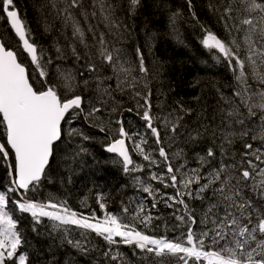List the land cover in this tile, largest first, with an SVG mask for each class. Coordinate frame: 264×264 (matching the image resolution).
<instances>
[{"label":"snow or ice","instance_id":"snow-or-ice-1","mask_svg":"<svg viewBox=\"0 0 264 264\" xmlns=\"http://www.w3.org/2000/svg\"><path fill=\"white\" fill-rule=\"evenodd\" d=\"M97 3L108 26L118 27L112 20L110 6L104 0ZM139 3L140 0H129L132 10ZM51 7L64 24L72 28L73 36L87 47L84 29L73 12L82 8L81 0H62V3L52 0ZM93 7L92 15L96 16L95 5ZM0 15L6 18L19 42L18 49L0 42V136L6 141L0 143V163L7 165L10 178L7 187L0 188V264H31L29 254L22 250L26 241L19 229L17 211L31 216L34 231L35 225L43 223L44 219L53 222L54 229L65 233L67 243L85 254L90 251L89 247L82 240L68 238V226L81 230L84 240L89 233L101 238L108 246L103 252L107 264H131L119 251L120 245L132 247V255L143 257L146 264H172L171 258L177 264H264V90H249L246 71V67L250 68L253 76L264 84V71H260L264 66V0H228L220 19L229 35L235 32L237 36L225 41L205 30L201 38L205 49L219 53L232 68L243 89L234 96L239 97L248 117H256L255 110H260L261 124L258 131L252 129L251 123L243 118L244 112L232 106V100H226L230 109L223 110L220 123L211 130L216 147L209 146L203 154H194L198 167L189 165L184 148L177 147L174 152L170 148L181 136L183 117L173 118L172 113L154 114L151 90L147 93L136 90L140 81L147 88L145 78L149 75L141 49L136 50L139 64L133 67L124 59L122 50L110 45L101 34L95 37V51L90 53L86 65L88 75L80 72L82 79L78 80L72 70H62L53 82L48 71L52 61L44 59L43 50L31 38L14 0H0ZM83 15L87 17L88 13L85 11ZM172 19L175 22V15ZM241 33L242 42L238 39ZM57 53L60 58L61 49L57 48ZM72 54L77 60L81 59L75 47ZM22 55L30 60L33 72L38 73L35 80L39 87L32 82ZM106 67L114 74L115 88L109 83L113 76L107 74ZM134 72L140 76L133 75ZM129 89L133 90L130 98H138L137 109H142L137 114L144 122L145 133L134 134L140 137V143L126 130L122 115L117 117L122 101L115 93L129 95ZM85 91H88L87 97L83 94ZM86 99L87 109L84 107ZM79 115L108 135L110 143L105 145V151L118 158L113 162L120 164L125 175L144 172L147 168L149 181L174 189L173 194L162 193L151 182L133 176L137 191L144 194L142 199L152 198L151 208L158 206L157 196H160L167 207L174 209L176 227L181 229L179 235L152 236L138 230L137 223L147 227L153 220L141 201H135V208L131 204L124 206L121 216L106 211L105 197L101 193L96 202L105 215L99 218L95 211L86 216L55 197H49L46 202L28 198L27 194L37 191L43 179L51 180L47 169L51 167L57 147L64 142L63 126L71 124ZM237 124L241 126L239 129ZM207 131L206 126L204 132L199 129L187 132L185 143H197ZM73 135L91 139L74 128L69 131V136ZM165 135L169 136L168 146ZM249 138L259 139L261 146L250 143ZM129 142L134 145L131 151H135L144 164L134 160ZM237 142L242 144L238 154L230 150ZM78 147L73 159L87 151ZM153 167L159 171H153ZM17 196L19 199H15ZM188 200L201 201L199 211L194 205L190 206Z\"/></svg>","mask_w":264,"mask_h":264},{"label":"trees","instance_id":"trees-1","mask_svg":"<svg viewBox=\"0 0 264 264\" xmlns=\"http://www.w3.org/2000/svg\"><path fill=\"white\" fill-rule=\"evenodd\" d=\"M59 2L62 3V0ZM104 2L110 6L112 20L118 27L111 28L103 20L97 0H81L82 8L73 10L85 32L84 39L88 45L85 47L78 37L73 36L72 28L66 26L57 16L56 9L51 7L52 0H14L15 6L30 30L31 38L43 50L44 59L50 58L52 61L48 65L50 80L55 82L59 72L68 69L77 74L78 80L82 79L79 76L80 72L88 75L86 65L91 58L90 53L95 51V37L104 34L110 45L122 50L124 59L133 67L139 64L137 48L142 50L149 75L145 78L147 88L144 82L140 81L136 90L145 93L151 90L155 114L167 116L172 113L173 118L183 117L180 121L181 136L177 138L173 150L177 147L184 148L190 166L198 167L195 163L196 152L203 154L207 147H216L212 142L211 130L220 123L223 110L230 109L226 100H232L234 102L232 106H238L244 112L243 118L246 123H251L252 129L259 130L260 110L258 109L256 117L247 116V109L240 104L239 97L234 96L236 91L243 89L237 82L232 68L219 53L205 49L201 43L205 30L211 31L225 41L237 36L235 32L230 36L223 20L220 19L228 0H140L134 10L130 8L129 0H104ZM94 5L96 16L92 15ZM85 11L88 13L87 17L83 15ZM174 15L175 22L172 19ZM90 28L94 31H89ZM0 39L9 48H19L17 38L2 15H0ZM238 39L243 41L242 33L238 35ZM73 47L77 49L81 59L77 60L73 56ZM57 48L61 49L60 58H57ZM213 57L218 61V65L211 64L210 60ZM21 58L29 66L32 82L39 87V83L35 80L38 73L33 72L30 60L23 55ZM250 70L246 67L249 90H264V84L260 83ZM105 71L109 76H113L109 83L115 88L116 80L112 70L106 67ZM260 71H264V66ZM133 75L140 76L138 72H134ZM61 91L63 92V89ZM132 91V89L128 90L129 95L115 93L116 98L122 101L118 118L121 115L132 116L131 112L134 113L137 108L135 106L138 98H130ZM83 94L87 97L88 91ZM84 107L85 109L89 107L87 99ZM129 108L132 109L131 112L127 111ZM186 109L191 111H184ZM135 115L138 118L134 119L143 124L136 112ZM73 125L77 126L74 127L77 132H82L91 139L83 140L78 135L70 137L67 130L68 123H65L64 142L57 147L51 167L47 169V177L51 180L48 178L42 180L39 198L36 192H29L28 198L46 202L49 197H55L58 202L66 201L67 206L78 213L87 216L95 211L98 217H102L104 212L100 211L96 201L97 196L103 193L106 211L121 213L128 197L135 192V188L130 183L129 175L122 172L120 164L113 162L117 159L103 151V146L109 141L108 135L92 126L83 115L77 116ZM206 126L208 131L197 143H185L187 132L193 129L204 132ZM236 127L239 129L241 126L237 124ZM161 131L163 134L164 129ZM141 132L144 134L145 129ZM148 138L151 140L150 133ZM5 142L0 136V143ZM249 142L257 147L261 146L259 139L252 141L249 138ZM78 146H82L87 151L78 155L79 158L73 159L74 153L79 151ZM241 149L242 144L237 142L230 150L238 154ZM109 162L114 163L115 167ZM9 182L7 165L0 163V188H6ZM15 199H19V196ZM188 203L199 211L201 201L188 200ZM158 213V218L151 228H141L137 223L138 229L153 236H163L165 230L170 229L171 223L167 218L166 208L161 206ZM16 218L19 220V229L26 241L22 250L29 254L31 264H107L103 252L108 246L94 234L89 233L88 239L84 240L80 234L81 230L68 226L70 232L68 238L82 240L89 247L90 251L85 254L69 245L65 233L54 229L53 222L44 219L43 223L35 225L36 231H34L30 215L20 214L17 211ZM171 219H175V216ZM119 251L131 264H146L143 257L132 255L133 249L130 246L120 245Z\"/></svg>","mask_w":264,"mask_h":264},{"label":"rangeland","instance_id":"rangeland-1","mask_svg":"<svg viewBox=\"0 0 264 264\" xmlns=\"http://www.w3.org/2000/svg\"><path fill=\"white\" fill-rule=\"evenodd\" d=\"M131 118V117H125L124 118V121L125 122H128V119ZM77 119V116H75L73 118V121L71 124H68V127H67V130L70 131L71 129H73V122L75 123V120ZM144 129L143 125L141 126V130ZM163 128H161L162 130ZM132 132H129L130 134H133V139H135L137 141V143H140V137L139 136H136L134 135L135 133H138V131H140L139 133L141 135H143V133L141 132V130L137 127V124L134 122V128H131ZM165 141H166V146L167 145V141L169 139V136L165 135ZM130 147L131 149L134 148V145H132L130 142ZM176 147V144H173L170 146L171 148V151L174 152L175 150H173L174 148ZM132 152V156L133 158L135 159V161L137 163H140V164H144L145 162L142 160V158L137 155V153L135 151H131ZM171 154V152H170ZM79 158L78 156L75 157V159ZM173 163L176 164L177 161L174 159L173 160ZM153 171H159V169H156L155 167L152 168ZM133 176H137V177H140L141 179H143L145 182H151L149 181V176H148V169L146 168L144 170V172H138V173H134V174H131L129 175V180H130V183L131 185L135 188V192L130 196L128 197L127 201H126V205H129L131 204V206L133 208L136 207V204H135V201H141L144 205H145V212H151L152 216H153V220L151 221V224L148 225L147 227L143 224H140V227L141 228H151V226L155 223L156 219L158 218V213L156 211L157 207H160L162 204V198L160 196H157V201H158V206L156 208H151V202H152V198L151 197H148L147 199L151 200V202H148L147 199H142L144 194L141 192V191H137V185L134 184V181H133ZM153 184V187L154 188H159L161 190L162 193L166 192V193H169V194H173L174 193V189L172 188H163L162 185H160L159 183H155V182H151ZM38 194V198L40 197V191L39 189L37 191H34ZM165 199V198H164ZM112 214H116V215H123L122 212L121 213H112ZM105 215V213H102V217H99V218H103V216ZM137 226V224H136ZM138 228V226H137ZM139 230V229H138ZM145 232V231H144ZM150 235V234H149ZM153 236V235H152Z\"/></svg>","mask_w":264,"mask_h":264},{"label":"bare ground","instance_id":"bare-ground-1","mask_svg":"<svg viewBox=\"0 0 264 264\" xmlns=\"http://www.w3.org/2000/svg\"><path fill=\"white\" fill-rule=\"evenodd\" d=\"M211 64H213V65H218V61L216 60V58H211ZM250 73H252L251 72V70H250ZM135 107H137V106H135ZM138 111H142V109H137V108H135V111H134V113L133 112H131L133 115L132 116H130V115H127V116H125V117H131V118H129L128 119V122H125L124 121V125H125V128H126V130L128 131V132H132V130H131V128H134V122L137 124V127L139 128V129H141V126L143 125V124H141V122L140 123H138L135 119H137L138 118V116H136L135 115V112L137 113ZM256 112L258 111V109H256L255 110ZM155 114V113H154ZM125 117H123V120H124V118ZM135 118V119H134ZM143 122V121H142ZM74 123V122H73ZM260 124H261V121L259 120V124H258V127L260 126ZM73 127H77L76 125H73ZM139 132V131H138ZM108 143H110V140L106 143V144H108ZM105 144V145H106ZM105 145L103 146V151L106 153V151H105ZM112 156L113 157H115L113 154H112ZM101 158L102 159H105L103 156H101ZM116 159H118L117 157H115ZM106 163H107V161H106ZM110 163V165L111 166H113V167H115V164L114 163H112V162H109ZM165 199H166V197H165ZM147 201L149 202V199H147ZM150 202H151V200H150ZM196 202H199L198 200H196ZM162 204L163 205H161V206H163L164 208H166V213H168V216H167V218H169V221H170V223H171V227H170V229H166L165 230V234L163 235V236H168L169 238H171V237H173V236H175V235H179V233H180V230H178L180 227H176V225H178V222L175 220V219H171L172 218V216H174L173 215V212H174V209L173 208H170V207H167L166 205H165V203H164V200H162ZM161 206L160 207H157V209H156V211H157V213H158V211L161 209ZM159 214V213H158ZM174 227H176V230H175V232L173 231V228Z\"/></svg>","mask_w":264,"mask_h":264},{"label":"flooded vegetation","instance_id":"flooded-vegetation-1","mask_svg":"<svg viewBox=\"0 0 264 264\" xmlns=\"http://www.w3.org/2000/svg\"><path fill=\"white\" fill-rule=\"evenodd\" d=\"M171 259H172V264H177L174 258H171Z\"/></svg>","mask_w":264,"mask_h":264},{"label":"water","instance_id":"water-1","mask_svg":"<svg viewBox=\"0 0 264 264\" xmlns=\"http://www.w3.org/2000/svg\"><path fill=\"white\" fill-rule=\"evenodd\" d=\"M0 42H2V40L0 39ZM107 153V152H106ZM107 154H109V155H112V154H110V153H107Z\"/></svg>","mask_w":264,"mask_h":264}]
</instances>
